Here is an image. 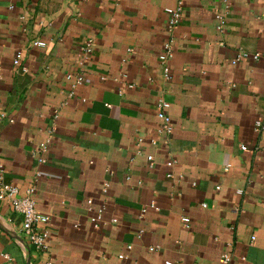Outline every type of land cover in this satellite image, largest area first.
Returning a JSON list of instances; mask_svg holds the SVG:
<instances>
[{
    "label": "crops",
    "instance_id": "0c3cea01",
    "mask_svg": "<svg viewBox=\"0 0 264 264\" xmlns=\"http://www.w3.org/2000/svg\"><path fill=\"white\" fill-rule=\"evenodd\" d=\"M177 1L0 0V183L50 230L41 253L0 200V264H264V0H182L165 79Z\"/></svg>",
    "mask_w": 264,
    "mask_h": 264
},
{
    "label": "built area",
    "instance_id": "2783aa9c",
    "mask_svg": "<svg viewBox=\"0 0 264 264\" xmlns=\"http://www.w3.org/2000/svg\"><path fill=\"white\" fill-rule=\"evenodd\" d=\"M164 12L167 17L166 21V32L167 39L165 40L162 50L158 54V63L161 67L162 76L165 79L171 77V61L175 55V43H176V29L180 23L183 16V1L178 0L176 5L167 6L164 8ZM223 15L221 13H215V19L217 21L222 20ZM218 28L222 29V26L218 24ZM38 46H45L46 43L43 40H36L33 42ZM82 49L89 53L91 50V40L82 47ZM258 54H255L257 57ZM23 58V51L19 50L16 52L14 58V64L20 65ZM25 71V67H21ZM125 76V75H123ZM67 78H71L70 75ZM83 80V76L78 74L74 77V84H79ZM72 94V93H71ZM169 103L160 98L157 102L156 107V118L159 121V132L163 134L164 140L168 139L170 136L173 127L170 114L165 110L168 107ZM49 139H45L40 142L35 151L43 152L47 148V142ZM242 149H245V146H242ZM151 160V156L147 157ZM43 159H40L42 161ZM2 177V165L0 164V178ZM36 186L32 184L27 187L22 195L19 194L18 186L11 183H0V200H5L10 203L13 211L18 214L21 218V232L24 236V239L37 251L45 253L48 250V238L50 235V230L48 227L49 215L42 213L36 207V198H35ZM241 191V190H239ZM92 203L91 199L86 200V204L90 206ZM153 206V205H152ZM103 209H99V213L96 217L92 218V221L95 222L97 219L102 218ZM188 217H182V222L184 226H188ZM130 245H127V248H130ZM1 256L5 259H9L7 253H2ZM120 257H125V254H120ZM221 260L223 264H228L231 260V251L229 245H226V248L221 253ZM43 264H54V262L48 258ZM165 264H174L172 261L167 260Z\"/></svg>",
    "mask_w": 264,
    "mask_h": 264
}]
</instances>
